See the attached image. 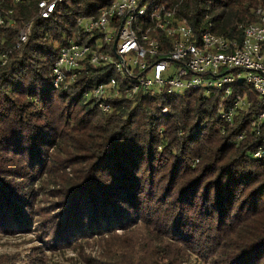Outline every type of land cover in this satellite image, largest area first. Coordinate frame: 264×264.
<instances>
[{"label":"trees","instance_id":"trees-1","mask_svg":"<svg viewBox=\"0 0 264 264\" xmlns=\"http://www.w3.org/2000/svg\"><path fill=\"white\" fill-rule=\"evenodd\" d=\"M39 1L0 0L6 19L0 53L8 55L6 65L0 62V232L40 225L44 243L78 247L100 237L108 264H264V159L251 156L264 148V126L256 135L245 114L222 125L220 94L198 91L118 98L103 113L85 96L118 78L110 68L86 66L55 90L59 48L69 37L84 38L77 19L107 2L64 0L44 19ZM168 1L179 3V16L197 35L209 27L237 39L238 25L254 21V10L264 6V0ZM28 21L31 33L17 46ZM239 90L256 103L248 88ZM36 185L53 187L42 220L32 205Z\"/></svg>","mask_w":264,"mask_h":264},{"label":"built area","instance_id":"built-area-1","mask_svg":"<svg viewBox=\"0 0 264 264\" xmlns=\"http://www.w3.org/2000/svg\"><path fill=\"white\" fill-rule=\"evenodd\" d=\"M63 1L40 0L38 15L50 18L57 4ZM102 1L107 4L96 14L81 16L76 21L84 38L69 37L59 48L51 73L55 90L68 87L86 66L110 68L118 78H110L90 91L91 99L103 113H109L111 101L118 98L134 101L142 96L180 95L188 91H198L205 96L218 93L222 125H232L237 117L245 114L250 130L261 134L264 126V6L254 10V21L238 25L243 36L237 39L217 34L209 27L197 35L187 20L179 16V3ZM10 13L12 10L7 12ZM3 14L0 11V24L6 21ZM7 20L9 25L15 24L14 19ZM32 26L31 21L22 25L17 46L27 41ZM0 62L1 66L7 64L6 53H0ZM241 87L254 94L256 103L250 99L248 91L240 92ZM162 112L167 115L166 109ZM222 125L220 130L224 134ZM245 135L246 132L240 134L230 143L242 141ZM251 156L256 160L264 159V148L260 147Z\"/></svg>","mask_w":264,"mask_h":264},{"label":"rangeland","instance_id":"rangeland-1","mask_svg":"<svg viewBox=\"0 0 264 264\" xmlns=\"http://www.w3.org/2000/svg\"><path fill=\"white\" fill-rule=\"evenodd\" d=\"M91 96L90 93L87 100H90ZM236 139L237 137L232 141L235 142ZM52 188L49 185H36L34 187L36 193L34 192V200L31 198L34 202L32 205L36 214L42 215L41 220L45 217L43 213L48 212V206L53 201ZM32 222L33 220L30 218V225ZM41 229L42 226L35 225L31 230H26L25 233L9 235L0 232V260L6 262L12 258L15 264H95L92 261L91 263L87 262L88 259L93 260L95 258L100 261H105L106 258L107 264L110 261L109 248L103 238L86 240L80 247L77 244H66L64 241L58 244L53 240L44 243L38 238V230L41 231Z\"/></svg>","mask_w":264,"mask_h":264},{"label":"water","instance_id":"water-1","mask_svg":"<svg viewBox=\"0 0 264 264\" xmlns=\"http://www.w3.org/2000/svg\"><path fill=\"white\" fill-rule=\"evenodd\" d=\"M116 41H117V38H116ZM116 41H115V44H114V47H113L114 51H115V47H116V46H115V45H116ZM119 59H120V58H119Z\"/></svg>","mask_w":264,"mask_h":264}]
</instances>
